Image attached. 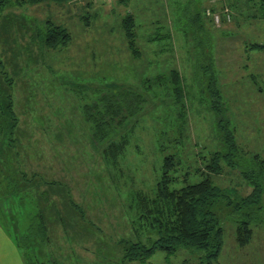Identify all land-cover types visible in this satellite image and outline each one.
Listing matches in <instances>:
<instances>
[{
  "label": "rangeland",
  "instance_id": "obj_1",
  "mask_svg": "<svg viewBox=\"0 0 264 264\" xmlns=\"http://www.w3.org/2000/svg\"><path fill=\"white\" fill-rule=\"evenodd\" d=\"M133 1L77 0L68 5L42 3L9 9L14 19L27 22L23 35L11 30L15 50L4 43L9 37L5 29L0 40V51L8 59L17 55L26 71H12L18 81L14 97L21 120L16 135L22 169L30 175L35 171L44 174L57 181L59 188L51 196L55 206L49 202L47 211H37L35 187L7 197L0 182V264H264V195L260 208L256 204L237 210L235 205L222 203L216 209L225 228V243L214 261L199 250L184 247L169 257L158 250L146 262L124 257L126 242L149 243L150 233L139 226L144 220L138 218L135 194H154L162 148L173 150L170 139L178 136L173 106L166 104L168 99L171 102V90L149 86L148 78L173 68L184 78L190 145L177 150L182 156L187 154L184 170L196 165L198 147L206 155L217 149L223 113L221 118L230 122L243 152L238 167L227 168L217 184L238 193L234 199L253 192L243 172L254 170L255 180L264 184V166L255 160V155L264 160V48L252 47L253 43L264 44V19L253 18L247 10L234 18L232 9L226 7L230 12L213 10L220 17L216 22L209 6L221 8L217 0ZM194 9L206 10L200 31L190 18ZM131 10L139 23V57L133 55L122 25ZM88 13L90 23L82 18ZM44 19L68 27L72 39L42 60L39 49L28 53L23 47L35 27H44ZM155 19L160 23L153 25ZM158 32L161 38L150 40ZM111 83L142 92L147 112L134 127L126 124L130 145L116 165L93 142V128L83 111L86 102L114 91L108 87ZM215 87L221 91L223 112L212 108ZM16 160L13 155L11 168L16 169ZM250 210L256 211L251 222L254 237L250 244L240 246L236 228L245 216L237 212ZM41 220L44 233L26 250L29 234L43 230L31 223Z\"/></svg>",
  "mask_w": 264,
  "mask_h": 264
},
{
  "label": "trees",
  "instance_id": "obj_2",
  "mask_svg": "<svg viewBox=\"0 0 264 264\" xmlns=\"http://www.w3.org/2000/svg\"><path fill=\"white\" fill-rule=\"evenodd\" d=\"M75 1L77 0H0V40L2 39L1 30L5 29L9 37L7 36L3 41L9 47H14L15 50V41L11 36L13 35L11 30L14 29V32L23 35L27 28L25 20L14 19V14H10L9 9L13 6L25 7L42 3L68 5ZM217 1L222 4V7L210 5L213 15L215 13L213 10L220 11L228 7L232 9L234 18L242 16L247 10L253 18L264 19V0ZM205 12L206 10L199 13L194 9L193 12L189 13L191 21L194 26L197 25L198 31L204 27ZM226 12L230 11L226 8ZM82 18L90 23V14L82 15ZM43 21L44 27H35L32 35L29 36L30 42L25 46L23 45V49L28 53L32 52L35 47V49H39L42 53V60L51 51L67 46L72 39V33L68 27L58 24L52 19H44ZM122 25L133 55L139 57L141 49L137 44L139 23L136 15L133 12L126 14L123 17ZM26 32L29 33V29ZM160 38L158 32L150 40ZM209 40L207 39V41ZM252 47L264 48V44L253 43ZM24 55L28 56V54ZM16 70L22 74L26 72L22 69L18 56L12 54L8 59L7 55L5 56L3 51H0V157L2 158L0 182L6 190L7 197L24 193L26 190L35 187L37 211H44V209L47 211V204L50 202L51 207V204L54 203L51 196L56 194L55 192L59 188L58 182L44 178V174L40 172L35 171L30 175L22 169V153L19 151L20 148L18 150L21 143L16 135L21 122L14 97V90L18 82H16V77L13 74ZM146 82L151 87L152 84H157V87H165L171 90L169 96L171 102L168 99L166 104L169 103V107L173 106L178 136L170 139L173 150L165 149L167 147L162 148L161 174L156 182L154 194L137 192L134 198L138 218L144 220V223L139 226L147 229L150 235L154 234V237L150 235L147 237L149 243L136 241L128 244L126 242L124 257L128 260L146 262L158 250L165 252L166 256L169 257L176 253L180 247H184L199 250L203 257L214 261L219 258L225 243V228L220 223L216 209L222 203L228 206L235 205L237 210L252 206L255 208L256 204L257 208L262 207L264 184L255 180L254 170L243 172L244 176L248 178V182L253 185V192L235 199L233 196H239L238 193H232L228 188L217 184V178L225 175L227 168L238 167L240 160L238 156L243 152L230 122L223 119V113L221 114L223 118L221 115L219 116L221 132L218 136L217 149L210 150L209 155H206L204 148L198 147L196 165L193 169L184 170V158H187V154L184 153L182 156L177 150L179 146L189 148L190 136L186 135L189 109L186 101L187 88L181 71L178 68H173L166 73L158 74L151 79L148 78ZM108 87H112L111 89L114 91L102 93L97 101L86 102L83 111L85 120L91 123L93 128V142L96 145L100 144L101 147L99 148L102 149L104 158L116 165L119 158L127 153L130 145L131 139L128 134L130 127L128 125L131 123V127H134L139 118L147 113L144 109L146 98L142 92L126 85L111 83V86ZM101 90L102 88L96 91ZM212 93H214L212 108L223 112L224 103L220 89L215 87L212 89ZM131 118H134L135 121L132 122ZM117 129H122L123 133L118 134ZM13 155L17 157L16 161H18L16 169L11 168ZM255 158L264 166V160L260 159L259 155H255ZM237 214L245 216L239 221L236 228L237 241L240 246H246L251 243L254 237L251 222L256 217V211H238ZM31 225L42 226L43 230L39 229L40 231L29 234L30 242L27 243L26 250L30 248L34 240L42 237L41 233H44V221L32 222ZM29 235L26 234L27 240ZM20 243L26 244L24 241H20ZM25 254L29 261L30 255L26 251ZM30 264H35V262L31 261Z\"/></svg>",
  "mask_w": 264,
  "mask_h": 264
},
{
  "label": "crops",
  "instance_id": "obj_3",
  "mask_svg": "<svg viewBox=\"0 0 264 264\" xmlns=\"http://www.w3.org/2000/svg\"><path fill=\"white\" fill-rule=\"evenodd\" d=\"M128 1H132V0H128ZM118 2L121 3L122 0H117V4H118ZM124 2H125V1H124ZM133 2H136V0L133 1ZM175 2H177V0H176ZM114 4L116 5V2H115ZM91 5H92V4H91ZM131 12H133V10H131ZM133 13H134V12H133ZM154 21H155V22H154ZM154 21L152 22L153 25H156V24H159V23H160V21L157 20V19H155ZM156 28H157V27H156Z\"/></svg>",
  "mask_w": 264,
  "mask_h": 264
},
{
  "label": "built area",
  "instance_id": "obj_4",
  "mask_svg": "<svg viewBox=\"0 0 264 264\" xmlns=\"http://www.w3.org/2000/svg\"><path fill=\"white\" fill-rule=\"evenodd\" d=\"M216 22L220 21V17L218 14H214ZM228 17L230 18V14H228Z\"/></svg>",
  "mask_w": 264,
  "mask_h": 264
}]
</instances>
